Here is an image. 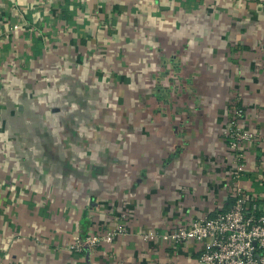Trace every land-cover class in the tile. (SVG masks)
Here are the masks:
<instances>
[{
	"label": "crops",
	"instance_id": "1",
	"mask_svg": "<svg viewBox=\"0 0 264 264\" xmlns=\"http://www.w3.org/2000/svg\"><path fill=\"white\" fill-rule=\"evenodd\" d=\"M201 59L229 89L183 93ZM237 187L264 209V0H0V264H199L160 237Z\"/></svg>",
	"mask_w": 264,
	"mask_h": 264
},
{
	"label": "built area",
	"instance_id": "2",
	"mask_svg": "<svg viewBox=\"0 0 264 264\" xmlns=\"http://www.w3.org/2000/svg\"><path fill=\"white\" fill-rule=\"evenodd\" d=\"M229 128L225 139L233 151L238 152L254 140V134L245 131L237 122ZM236 159L237 172L241 173L245 168L243 155H237ZM125 233L123 227L104 233H91L85 241L78 239L71 249L83 253L85 246L98 248L103 243L111 244ZM160 238L173 244L187 241L202 244L204 248L198 259L199 264H264V209L257 197L237 187L228 210L213 217L203 216L187 226L176 227Z\"/></svg>",
	"mask_w": 264,
	"mask_h": 264
},
{
	"label": "rangeland",
	"instance_id": "3",
	"mask_svg": "<svg viewBox=\"0 0 264 264\" xmlns=\"http://www.w3.org/2000/svg\"><path fill=\"white\" fill-rule=\"evenodd\" d=\"M178 41H181V40H178ZM172 46L174 47L173 51L175 53V45H172ZM206 62L207 61H204V59H201V61H199L198 67L196 69V74L193 73L195 75V76H193L195 82L193 81V84L191 83L192 87H190V88L189 87H187V88L183 87V90H184L183 93L184 94H187L186 89H187V91H188V89H190V90H195V92H198L201 95H207V97H212V96H214L213 94L216 93L217 91H218V93H220L221 91H225V90L229 89L228 85L226 84L227 83L226 79L224 77L220 76L219 69H218V71L216 70L217 66L215 69V64L206 65ZM192 70H193V67H192ZM149 78L150 77H148V79ZM202 100H203V98L202 99L199 98V101L202 102ZM166 116L170 117L169 113L166 114ZM227 129L223 132L224 138L226 137L225 136L226 132L230 128L228 130Z\"/></svg>",
	"mask_w": 264,
	"mask_h": 264
},
{
	"label": "water",
	"instance_id": "4",
	"mask_svg": "<svg viewBox=\"0 0 264 264\" xmlns=\"http://www.w3.org/2000/svg\"><path fill=\"white\" fill-rule=\"evenodd\" d=\"M86 248L88 249V246H85V249H86ZM89 248H90V247H89Z\"/></svg>",
	"mask_w": 264,
	"mask_h": 264
}]
</instances>
